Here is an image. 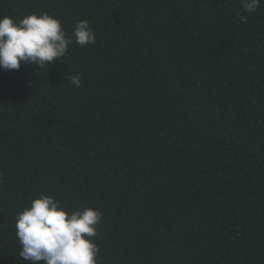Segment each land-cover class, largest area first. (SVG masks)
Listing matches in <instances>:
<instances>
[{
  "label": "trees",
  "instance_id": "trees-1",
  "mask_svg": "<svg viewBox=\"0 0 264 264\" xmlns=\"http://www.w3.org/2000/svg\"><path fill=\"white\" fill-rule=\"evenodd\" d=\"M33 11L96 42L0 69V264L40 193L102 213L97 264H264V0H0Z\"/></svg>",
  "mask_w": 264,
  "mask_h": 264
},
{
  "label": "clouds",
  "instance_id": "clouds-1",
  "mask_svg": "<svg viewBox=\"0 0 264 264\" xmlns=\"http://www.w3.org/2000/svg\"><path fill=\"white\" fill-rule=\"evenodd\" d=\"M260 0H242L243 13H255ZM241 22L247 15L237 13ZM73 42L94 44L96 37L89 21L73 26L71 35L61 20L48 12L33 11L21 20L0 18V69L19 70L21 62L48 67L64 57ZM68 83L79 87V74L68 76ZM102 213L85 207L71 212L59 200L40 193L29 207L17 213L16 236L19 255L31 264H97L99 248L92 241Z\"/></svg>",
  "mask_w": 264,
  "mask_h": 264
}]
</instances>
